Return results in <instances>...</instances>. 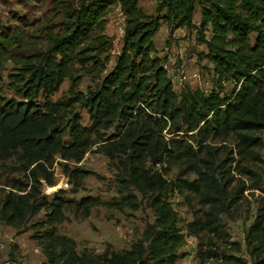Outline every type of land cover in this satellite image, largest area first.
<instances>
[{
	"label": "trees",
	"instance_id": "16d2710c",
	"mask_svg": "<svg viewBox=\"0 0 264 264\" xmlns=\"http://www.w3.org/2000/svg\"><path fill=\"white\" fill-rule=\"evenodd\" d=\"M112 6L124 16V32L107 71ZM51 13L54 21L39 25L19 19L13 27L0 25V82L10 63L6 88L13 96L0 91V222L16 236L32 232L41 264H175L185 240L164 196L189 192L202 208L186 224L198 240L200 263L264 264V0H156L152 15L137 0H54ZM161 24L170 33L195 30L205 49L198 58L214 77L211 90L185 85L174 91L162 61L153 57ZM83 78L92 82L84 92ZM64 82L66 92L53 100ZM78 109L86 111L88 126ZM93 149L116 172L118 199L71 200L63 189L45 195V187L56 186L55 165L72 190H85L91 173L78 165ZM170 165L183 169L174 179L165 177ZM188 173L194 178L184 179ZM244 190L263 195L244 235L250 261L239 256L221 218ZM97 207H143L154 221L129 249L107 246L100 254L79 251L57 233L67 213L86 219Z\"/></svg>",
	"mask_w": 264,
	"mask_h": 264
},
{
	"label": "rangeland",
	"instance_id": "374dc122",
	"mask_svg": "<svg viewBox=\"0 0 264 264\" xmlns=\"http://www.w3.org/2000/svg\"><path fill=\"white\" fill-rule=\"evenodd\" d=\"M54 0H0V25L13 27L15 19L24 20L29 24H41L44 21H54L51 13ZM138 7L146 14H154L156 0H137ZM106 34L112 38L113 47L107 71L115 62L116 56L120 53L122 37L124 32V16L118 6H112L106 14ZM200 16L198 10L193 17V23L198 25ZM156 53L153 57L162 61L169 77L172 80L173 89L179 93L183 86L191 89L199 88L208 92L213 87L214 77L211 66L198 58V54L205 51L204 47L198 45L195 30L179 29L170 33L164 24H161L159 32L154 37ZM12 65L6 64L3 72V80L0 82L1 93L11 99L12 93L6 88L7 75ZM90 78H83L79 90L85 91L91 85ZM68 88V82H64L59 91L52 97L53 100L62 96ZM232 85L225 84V92H229ZM81 118V125L88 126V116L85 110L78 109ZM264 161V146L261 151ZM1 165V164H0ZM91 174L85 179V190H72L67 179L61 173L58 165L55 169V185L61 186L64 191V198L79 201L83 197H98L102 201L118 199L117 187L115 184L116 172L109 167L108 160L99 153L87 152L84 159L78 165ZM264 167V166H263ZM183 169L176 165L167 168L165 177L174 179L177 173ZM5 175H1L0 177ZM184 179L191 180L194 175L187 174ZM244 179V178H243ZM247 187L251 185L249 180L244 179ZM264 183V178H263ZM45 187V195L51 196ZM1 197V195H0ZM240 200L233 208L230 215H222V221L229 235V241L237 243L241 252L239 256L250 261L244 242L246 229L251 225L256 215L259 200L263 197L255 190H244L239 196ZM164 198L177 213V227L184 236L185 244L178 250L175 264H212V261L200 263L197 258L198 240L186 231V224L193 220L194 215L201 214V206L195 194L184 192H169ZM68 220L56 226L59 235L67 236L76 242L77 249L88 250L100 254L109 246L114 251L126 250L142 237V233L148 224L154 221V215L147 209L141 207L136 212L125 210L119 212L104 207H97L91 210L90 216L86 219H75L71 213H67ZM41 216L33 220L40 219ZM32 232L28 231L19 236L15 235L14 229L0 222V264H41L44 261L41 249L31 239ZM220 246V245H219ZM223 246V245H222ZM221 247V246H220ZM205 249V247H202Z\"/></svg>",
	"mask_w": 264,
	"mask_h": 264
},
{
	"label": "water",
	"instance_id": "95a60500",
	"mask_svg": "<svg viewBox=\"0 0 264 264\" xmlns=\"http://www.w3.org/2000/svg\"><path fill=\"white\" fill-rule=\"evenodd\" d=\"M60 190H62V187L58 185V186H54V187L49 188L48 189V192L50 194H53V193L58 192Z\"/></svg>",
	"mask_w": 264,
	"mask_h": 264
},
{
	"label": "built area",
	"instance_id": "2783aa9c",
	"mask_svg": "<svg viewBox=\"0 0 264 264\" xmlns=\"http://www.w3.org/2000/svg\"><path fill=\"white\" fill-rule=\"evenodd\" d=\"M55 169H56V165H55Z\"/></svg>",
	"mask_w": 264,
	"mask_h": 264
}]
</instances>
